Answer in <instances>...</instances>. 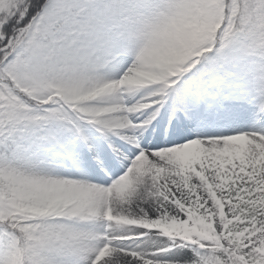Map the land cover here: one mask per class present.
Returning a JSON list of instances; mask_svg holds the SVG:
<instances>
[{"label":"snow or ice","instance_id":"snow-or-ice-1","mask_svg":"<svg viewBox=\"0 0 264 264\" xmlns=\"http://www.w3.org/2000/svg\"><path fill=\"white\" fill-rule=\"evenodd\" d=\"M0 264H264V0H0Z\"/></svg>","mask_w":264,"mask_h":264}]
</instances>
